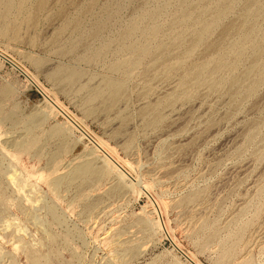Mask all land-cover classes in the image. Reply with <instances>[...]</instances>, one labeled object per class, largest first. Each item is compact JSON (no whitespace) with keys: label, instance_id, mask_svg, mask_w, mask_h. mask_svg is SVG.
<instances>
[{"label":"rangeland","instance_id":"rangeland-1","mask_svg":"<svg viewBox=\"0 0 264 264\" xmlns=\"http://www.w3.org/2000/svg\"><path fill=\"white\" fill-rule=\"evenodd\" d=\"M95 1L110 23L92 13L77 30L92 0H0V264H190L171 239L199 264H264V0ZM143 11L142 56L124 34ZM15 64L134 162L171 239L140 230L148 197L113 194V174L72 179L93 144ZM118 235L140 252L118 261Z\"/></svg>","mask_w":264,"mask_h":264},{"label":"bare ground","instance_id":"bare-ground-1","mask_svg":"<svg viewBox=\"0 0 264 264\" xmlns=\"http://www.w3.org/2000/svg\"><path fill=\"white\" fill-rule=\"evenodd\" d=\"M117 1V0H116ZM254 1V0H253ZM96 4L97 2L95 0H92L91 4H89L88 6H83L81 9H78L76 16L72 17V19L69 20V24L73 25V27L77 30H81L82 25H83V21L84 18L90 14L92 15V13H95L98 15V17L96 18L97 20L99 19L100 21L103 20V23L105 24L106 21H109L111 18V13L109 12L110 9H108V7L104 6L101 7V9H99V12H95L96 10ZM176 5V4H175ZM26 6V5H25ZM24 6V8H25ZM117 6V5H116ZM115 9V8H114ZM113 10V9H112ZM18 11V10H17ZM23 11V9H22ZM222 14V13H221ZM138 15V14H137ZM186 16V15H185ZM11 17V16H10ZM115 18V17H114ZM117 19V17H116ZM115 20V19H114ZM102 22V21H101ZM110 23V21H109ZM107 25V24H106ZM95 26V25H94ZM97 26V24H96ZM139 32L140 36L142 37L140 40V44L139 46L137 45H131L130 50L132 52H140V54L143 56L146 54V47L142 46V43L144 42V39H146V11L141 12V14L138 17V20L135 21V23H133L132 25H130L127 30L125 31V37L129 38L131 37L134 33ZM98 32L95 31L94 35H97ZM155 34V33H154ZM253 36V35H252ZM134 39V38H133ZM138 39V38H137ZM119 42V41H118ZM141 45V46H140ZM102 47V46H101ZM119 47V46H118ZM100 48V47H99ZM115 49V48H114ZM117 49V48H116ZM111 52V49H109ZM125 52V51H124ZM2 52L0 51V56L3 57L5 59V57L1 54ZM128 54V52H125ZM5 54V53H4ZM131 54V53H129ZM96 55H98V53H96ZM103 55V54H102ZM7 56V55H6ZM8 57V56H7ZM143 58V57H142ZM10 59V58H9ZM139 59V58H138ZM141 61V59H140ZM12 64V63H11ZM130 64V63H129ZM134 64V63H133ZM15 67H17L26 77L27 82L40 89L41 92L44 93L46 102H47V107H46V111L48 114H54L57 113L61 116H63V118H65V120L68 123V130L74 128L75 130H77L82 138L87 139L91 142V144H93V148L90 150V152L88 153L89 156V160L87 162H85V164L81 165L72 175V179L81 176L82 174L88 175L96 180H98V178L102 177L104 174L110 173L113 174V176L115 177V179H113L112 182H114V180L116 182H114L113 186L110 188L111 192L114 194H121V193H130L133 195H145L148 197V205H145L146 207H143L141 209V211L137 214V224L140 228V230L143 233H149L153 232V234L156 236V234L161 235L162 237H166L171 239V233L172 231L169 230L166 225L162 222L161 219V214H159V209L158 206L155 202V200H153V198H151L150 195V190L151 187L147 182H143L141 180H139V178H137L136 176H134V170H135V165L134 162L128 160V159H122L118 156L116 149L111 146L109 143L103 141L102 139H95V137L92 136V134L90 132H88L86 130V128L84 129L82 127V125L80 124L81 121H79L78 119H76L74 116H72V114L55 98V96L53 97V95L51 96L48 91L42 86V84L37 80L36 77H34L33 75L29 74L27 71L23 70L20 66L18 65H14ZM123 66V65H122ZM117 68H120L119 66ZM118 72V71H117ZM52 77L55 80H61V79H67L69 82H74L76 80V78L78 77V73L75 70H70L68 73L63 71L62 69H58L56 70L53 74ZM109 85L114 89V90H120L122 87L119 84H116L114 82H109ZM4 119L6 120H10V121H16V119L14 118L13 114H7L4 116ZM12 121V122H13ZM30 121V120H29ZM34 123L33 120H31L30 124ZM14 140V139H13ZM24 141V139H23ZM13 143V142H11ZM17 145V143H16ZM6 149V148H5ZM34 155V154H33ZM87 158V157H86ZM101 166L97 167L95 166V164H100ZM62 170V169H61ZM23 176V174L20 175V177ZM26 176V175H25ZM8 182L12 185H14L18 190H21L23 186L22 181L20 180L19 176L17 175L16 172H13L11 175H8ZM27 178V176H26ZM26 178L24 181H26ZM112 178V175H111ZM62 179L61 178L55 180L54 184H58L60 183V181ZM116 183V184H115ZM151 183V182H150ZM27 184V181H26ZM28 185V184H27ZM36 185L34 184L33 187H35ZM58 186V185H57ZM57 186H55L57 188ZM29 187V186H28ZM32 187V188H33ZM15 188V189H16ZM26 189V187H25ZM29 189V188H28ZM31 189V187H30ZM37 189V188H36ZM23 190V189H22ZM21 190V191H22ZM32 190V189H31ZM20 191V192H21ZM27 191V189H26ZM33 191H35L33 189ZM25 192V191H24ZM29 192V191H28ZM32 192V191H31ZM106 192V191H105ZM108 192V191H107ZM106 192V193H107ZM19 193V192H18ZM23 193V192H22ZM34 193V192H33ZM111 193V194H112ZM26 195V194H25ZM110 195V194H109ZM126 195V194H125ZM264 195V192H263ZM32 196V195H31ZM113 196V195H112ZM27 197V196H26ZM25 197V198H26ZM30 197V196H29ZM28 197V198H29ZM56 197V196H55ZM63 197V196H62ZM105 197V196H104ZM35 198V196H34ZM58 198V197H57ZM128 198V197H127ZM41 200V199H39ZM160 200V199H158ZM116 201V200H115ZM162 201V200H161ZM167 201V200H165ZM3 202V198H2V193L0 191V206L2 205ZM40 202V201H39ZM94 202V201H93ZM37 203V202H36ZM167 203V202H166ZM38 204V203H37ZM161 206L163 205V208H165L167 205H165L164 202L160 203ZM169 204V203H168ZM96 206V205H95ZM94 207V206H92ZM149 207H152L151 209H147ZM90 208V207H89ZM162 208V209H163ZM107 209V208H106ZM105 209V210H106ZM90 210V209H89ZM166 210V209H165ZM164 211V210H163ZM49 212L50 214L56 218V214L54 209L49 208ZM202 212V211H201ZM34 213V212H33ZM164 213V212H163ZM200 213V211H199ZM32 214V213H31ZM151 214H155L158 215V217L153 220V218L150 216ZM165 214V213H164ZM30 215V214H29ZM197 215H198V211H197ZM136 217V216H135ZM165 217V216H164ZM18 218V217H17ZM35 218V217H34ZM166 219V218H165ZM190 220V219H189ZM19 221V220H18ZM36 221V219H35ZM167 222V221H166ZM264 222V221H263ZM6 224L9 223V220H7L5 222ZM14 224V222H11ZM16 223V222H15ZM38 224V223H37ZM10 225V223L8 224ZM169 225V222L168 224ZM189 226V224H188ZM7 227V226H6ZM43 227V226H42ZM190 227V226H189ZM10 229V228H9ZM189 231V230H188ZM22 232V231H21ZM23 232L25 233V228L23 230ZM22 232V233H23ZM36 232V231H35ZM45 232V230H44ZM129 232V230H128ZM16 233V232H15ZM124 233V232H123ZM131 233V232H130ZM129 234V233H128ZM47 235V233H46ZM121 235V234H120ZM119 236V235H118ZM122 236V235H121ZM129 236V235H128ZM151 236V235H150ZM196 236V234H195ZM238 237V236H237ZM117 238H120L117 237ZM122 238V237H121ZM120 238V239H121ZM153 238V237H152ZM14 239V237H13ZM174 239V238H173ZM22 240V239H21ZM23 241V240H22ZM118 241L117 243L114 242V245H120L118 247H120V249H122V253L118 254V258H116L118 261H122L125 260L127 257H129V252L130 250L133 248L135 249L136 246L135 244H133L134 246L132 247V245L130 243H133V241H130L129 238L128 240H116ZM174 247L176 250L180 251L181 254L184 255V257L186 258V260L190 263V264H199L198 261H196L194 259V256H192L190 253H186L181 247L180 245L176 244L172 239H171ZM136 242H138L136 240ZM17 243V242H16ZM19 243V242H18ZM27 243V242H26ZM31 244V243H30ZM127 244V245H126ZM14 245V244H13ZM16 245V244H15ZM28 245V244H26ZM25 245V246H26ZM112 245V244H111ZM116 245V246H117ZM130 245V246H129ZM18 246V245H16ZM16 246L14 248H16ZM20 246V245H19ZM31 246V245H30ZM34 246V245H33ZM141 247V245H139ZM32 247V246H31ZM135 247V248H134ZM25 248V247H24ZM27 249V248H25ZM33 249V248H32ZM113 250V249H112ZM136 250L138 252H140L139 247L136 248ZM251 250V249H250ZM116 251V249H115ZM232 251V250H231ZM136 252V253H138ZM111 253V252H110ZM109 253V254H110ZM134 253V254H136ZM38 254V253H37ZM117 254V253H116ZM134 254L132 256H134ZM113 255V253H112ZM182 256V255H181ZM132 258V257H131ZM241 258V257H240ZM242 259V258H241ZM248 259V258H247ZM239 260V259H238ZM244 260H246L245 258H243L242 263L244 262ZM241 262V261H240ZM246 264H249L248 262H246Z\"/></svg>","mask_w":264,"mask_h":264}]
</instances>
